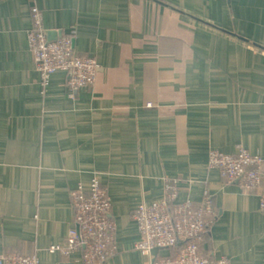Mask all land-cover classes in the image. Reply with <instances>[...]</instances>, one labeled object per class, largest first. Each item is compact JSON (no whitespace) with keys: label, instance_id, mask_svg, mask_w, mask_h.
Instances as JSON below:
<instances>
[{"label":"crops","instance_id":"crops-1","mask_svg":"<svg viewBox=\"0 0 264 264\" xmlns=\"http://www.w3.org/2000/svg\"><path fill=\"white\" fill-rule=\"evenodd\" d=\"M34 5L46 29L97 57L92 87L69 94L64 71L43 87ZM239 146L264 155V0H0V252L86 264L82 249L49 247L75 224L71 189L98 172L118 223L103 264H146L133 211L162 198L170 175L181 198L213 199L204 253L264 264L260 189L208 163Z\"/></svg>","mask_w":264,"mask_h":264},{"label":"built area","instance_id":"built-area-1","mask_svg":"<svg viewBox=\"0 0 264 264\" xmlns=\"http://www.w3.org/2000/svg\"><path fill=\"white\" fill-rule=\"evenodd\" d=\"M32 16L28 43L43 87H48L52 75L58 71L68 74L71 95L80 87H92L100 69L97 57L76 52L68 34L49 40L38 5L32 7ZM208 163L211 168L219 169L225 178L238 179L244 190L260 189V209L264 212L262 153H253L244 146H239L235 152L213 148ZM89 182L88 186L79 182L71 189L75 224L70 227L65 242L53 244L49 249L62 254L82 249L86 264H103L115 251L118 223L112 216L113 201L100 173L92 172ZM165 183L162 198L142 201L133 211L141 235L136 247L149 255L146 264H233L231 257H215L204 253L201 247L209 228V217L215 209L211 196L197 205L190 194L180 197L179 178L166 175ZM34 195L38 196V191ZM156 247L160 249L154 258ZM161 249H175V252L162 254ZM0 264H41V259L36 251H2Z\"/></svg>","mask_w":264,"mask_h":264},{"label":"water","instance_id":"water-1","mask_svg":"<svg viewBox=\"0 0 264 264\" xmlns=\"http://www.w3.org/2000/svg\"><path fill=\"white\" fill-rule=\"evenodd\" d=\"M46 33H47L48 39L53 40V39L59 38L62 35L63 31L62 29H47ZM159 249H160L159 247H156L153 249L154 258L157 256ZM58 264H73V263L60 262Z\"/></svg>","mask_w":264,"mask_h":264},{"label":"rangeland","instance_id":"rangeland-1","mask_svg":"<svg viewBox=\"0 0 264 264\" xmlns=\"http://www.w3.org/2000/svg\"><path fill=\"white\" fill-rule=\"evenodd\" d=\"M75 50H76V52H81L80 50H78V49H76V48H75ZM81 53H82V52H81ZM98 72H99V71H98ZM97 76H98V74H97ZM163 250H164V249H163Z\"/></svg>","mask_w":264,"mask_h":264}]
</instances>
